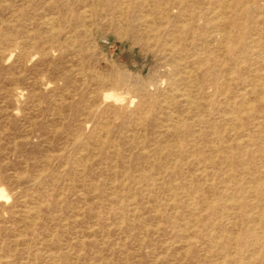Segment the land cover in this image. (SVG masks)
Instances as JSON below:
<instances>
[{"label": "rangeland", "instance_id": "1", "mask_svg": "<svg viewBox=\"0 0 264 264\" xmlns=\"http://www.w3.org/2000/svg\"><path fill=\"white\" fill-rule=\"evenodd\" d=\"M0 196V264H264V0H0Z\"/></svg>", "mask_w": 264, "mask_h": 264}, {"label": "bare ground", "instance_id": "2", "mask_svg": "<svg viewBox=\"0 0 264 264\" xmlns=\"http://www.w3.org/2000/svg\"><path fill=\"white\" fill-rule=\"evenodd\" d=\"M256 6H257V5H256ZM238 7H239V6H238ZM256 8H257V7H256ZM238 9H239V8H238ZM240 9H241V8H240ZM246 10H247V9H246ZM244 11H245V10H244ZM248 11H249V10H248ZM246 13H248V12L246 11ZM146 16H147V15H146ZM146 18H147V17H146ZM1 196H2V195H1ZM1 196H0V197H1ZM2 197H3V196H2Z\"/></svg>", "mask_w": 264, "mask_h": 264}]
</instances>
